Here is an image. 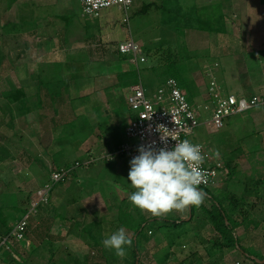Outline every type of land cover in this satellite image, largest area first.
Listing matches in <instances>:
<instances>
[{"label": "crops", "instance_id": "0c3cea01", "mask_svg": "<svg viewBox=\"0 0 264 264\" xmlns=\"http://www.w3.org/2000/svg\"><path fill=\"white\" fill-rule=\"evenodd\" d=\"M23 1L10 0L11 5L8 7L10 9L3 14L9 15L7 16V22L3 20V24L6 25L5 29H9V25H15L14 21L9 20L13 18L10 15L13 16L16 14L14 12L16 11V6L14 5L20 4V2L23 3L19 6L21 14H19V19L17 20L18 30L16 31V35H19V41H7L4 44L1 42L0 48H8V50L16 47L20 48L21 54H18L12 60L13 65L15 64L17 67L15 68L16 70L13 67L7 68L4 76L7 78L9 73L10 75L17 74L16 79L22 82L20 88L23 89L26 97L29 99H37L38 108H28L29 112L27 114L19 117L16 116L14 120L8 115L5 118L8 119L7 117H9V121H6V119L1 121L3 117L1 110L3 108H0V128L9 127L12 129H20L23 134L24 143L30 142L35 144L34 140H36V144L39 147L40 144L43 145L42 148L44 151L40 153V156L44 159L41 158V165L51 173L58 168H70L77 162L84 163L89 161L90 158L92 159L97 156L98 158L94 160L99 165L91 167V164L87 167L77 168L73 172L70 180L55 187L53 190L55 195L52 208L50 207L51 209L49 210L48 207L45 208V206H42L37 216H35L36 218L33 217L32 220L34 229L37 230L39 227L41 229L38 237L31 228L29 231V233H33V240L37 243L35 248L32 247L31 239H26V243L23 242L21 245H17L13 255L19 262L27 264L25 261L26 254L27 256L33 255V253L39 250L37 249V245L40 246V242H44L46 246L49 242L54 243L58 247H60V243L64 245L60 247V256L62 257L58 258V262L56 263L71 264L70 262L77 259L76 257H74L75 260L71 259L73 256H79L82 252L85 253V256L88 255L87 257L92 254L89 252L90 249L92 252L89 240H94L95 238L94 244L98 247L100 252L97 251V253L100 254L101 258L104 256L112 257V255H115V252L103 247L101 243L103 236L102 238H96L91 228L82 222L81 217L83 214L87 218H91L88 222L90 225L99 222L107 224L103 232L105 237L111 235L114 229H111L112 224L110 223L117 222L122 210L129 213L135 219L143 216L149 222L155 221L156 218L159 220L165 219L163 216L149 218L128 200V196L134 189L131 188L130 182L127 181L130 167V160L127 157L119 156L112 161L101 159L104 152H111L129 141L126 138L125 129L136 118L137 113L129 107L128 97L132 94L135 86L140 83L143 85V83L141 82L140 75L133 79L131 75L127 77L123 74L128 71L131 74L134 71L138 73L140 69L139 63L145 64L147 60L145 62H136L133 56L121 54L119 52V46L125 42L119 43V46L114 50H109V58L104 63H95L89 59L87 63L82 60L78 61L76 58L77 55L74 57L73 53L68 57L69 59H57L53 56L55 54L53 52L56 50V47L61 46V43L62 45H66L65 49H70L71 51L76 47L77 42L74 33L77 30H72L69 33L66 24L60 25V22L63 23L70 16V9L59 8V6L64 5L60 3L62 0L54 2L56 3V7L54 6L55 4H52V7L46 4H40L44 0H40L42 1L40 3L38 1L36 3L35 0ZM189 1L186 3L185 0H155L154 3H157L156 8L158 11L162 9V13V11L165 12L167 3L172 2L174 5L170 7H174L177 11L169 10L167 7L170 23L173 25L184 23L186 25L185 30L187 33L185 43L188 49L187 55L182 56L183 58L179 60V63H177V60H174L175 62L173 61V63H177L185 73L182 76L189 81L191 92H187L184 88L182 89L199 113L200 125L204 124L208 134L212 135V139H210L211 143L208 144L197 138L192 141L204 145L213 159V166H217L222 172L220 183L213 189L222 192L223 190H220V186L226 184L229 188L231 186L233 189L235 187L239 189L238 191L241 190L240 194L236 191L232 192L231 196L223 191L224 206L227 208L231 207L230 209H232V198L235 196L236 207L248 210L246 216L240 213L246 218V221L238 227L236 236L240 241H246L249 238L255 241V237H257L255 233L264 222V218L263 220H259L257 216H253L254 210L258 208L264 209V199L259 200L256 196L255 183L258 180L264 179V176H252L241 173V171L237 172L236 169L232 173L228 168L230 166L227 167L225 164L226 156L224 157V155H229L228 159L230 160H237L239 158H242V160L248 158L250 160L252 156L253 158L251 160H258L254 156L257 154L254 151L260 149L259 147L261 145L259 147L257 146L261 142V138L258 137V134H255V129L264 128V107L229 118L224 130L216 132L208 125L215 111V103L210 98L208 92L209 82H207L208 78L206 77V68L208 65L206 64L208 63V56H211L214 64L209 67L216 66V78L223 87L225 95H234L237 98L244 99L264 95V4L262 0H243L241 4L242 8L246 1H248L249 5L248 9L247 7L246 9L243 8V16L241 8L239 10L238 1L236 0ZM215 4L220 7L217 13L212 12V7ZM145 8L148 9V6H145ZM149 8L151 7L149 6ZM109 10H106V12ZM158 11L156 13L159 15ZM106 12H103L102 16L98 19L86 20L83 17L81 7L82 17L90 27L93 21H99L101 18L106 17ZM199 13L200 15L198 16ZM220 16L223 17V21L218 23ZM4 17L6 18V16ZM32 20L35 21L31 22ZM201 20L216 25V30L210 31L204 25L201 31V28H199V23L202 22ZM86 28L88 29L89 27L86 26ZM92 29L96 30L95 27H92ZM26 34H30L34 38L32 43L24 39L23 36ZM94 38L92 36L89 39L83 40V42L87 44L91 40H95ZM56 43L58 44L56 45ZM140 47L142 48V46ZM160 47H167L172 50L174 55L176 53L174 51L178 50L175 43L166 44L160 42L158 48ZM30 48L36 49V57L34 59L29 57L28 49ZM199 49L206 50L203 59H201L202 55H195L193 52ZM153 63L150 67L151 70H158L162 74L160 62L154 60ZM186 63L194 65L191 67L190 65H185ZM75 68H81L82 70L80 72L78 69L79 73H74ZM99 74L103 75L102 89H96L95 87V77L100 78L98 77ZM109 74L116 77L112 84L107 81L110 79ZM168 79L170 77L164 80L167 81ZM166 81H162L157 96ZM157 96L147 97L155 102ZM3 144L4 141L0 137V160L8 155L1 150ZM80 152L82 154L81 156H83L82 160H70L72 156ZM234 168H237L236 165ZM50 175L42 185H38L35 183V180H31L30 185L32 183V189L20 188V191L25 192L28 190L27 192L34 196L49 182ZM35 185L37 187L33 190ZM252 199L257 201L252 202ZM9 201L11 200L7 199L0 203L3 214L5 212L4 210L10 206L7 205ZM258 202L262 204L260 206L258 204L255 205ZM11 204L13 211L22 215L24 214L23 212L26 207L23 201L20 203L19 201H11ZM114 209H116L117 215L114 220H111L107 214L110 212L111 215H114ZM252 209L254 210L252 211ZM96 210H98V213L99 210H102V215L95 214L97 212ZM197 213L192 217L193 219H195ZM177 214L181 215L182 213ZM96 216L98 218L100 216L101 220L96 219ZM185 218L187 217H182L183 220ZM192 218L191 220L193 221ZM238 220H240V217ZM11 223L7 218L9 228L15 222ZM77 223L80 225V228L73 232V229L77 227ZM54 227H57V233L52 234ZM183 227V225H179L176 228L182 229ZM208 227L210 229V235L215 238V243L213 244V248L211 244L205 245L203 247L204 252L209 251L210 248L214 250L218 249V261L220 263L226 259H232L235 260V264H258L251 259V253L245 248L248 252L247 255L237 249H226L223 247V241L213 231L210 223ZM124 229L132 232L133 236L131 239L137 241L135 244L138 248L139 264H145L144 257L149 255L154 256L155 253L157 254L160 245L164 242L163 235L156 233L157 231L155 232L153 229L147 230V234L143 237V234L139 237H134V231L130 226ZM85 231L86 233L84 235L83 232ZM144 233H146V229ZM188 238H191V236ZM261 248L262 257L260 259L264 258V242ZM103 250L107 254H104ZM66 251L70 254L68 258L63 254ZM131 251V247L129 249L127 248L125 256L131 255ZM7 255V253L4 254L6 258L5 264H8ZM201 255V253H198L191 257L189 256V259L186 260L187 262L184 261L183 264H196L197 262H200L199 264H209V258L214 256V254H211L207 256L208 259L206 257V261H202ZM193 259H195V263ZM97 262L103 263L105 259L103 258ZM50 263L56 264L54 260ZM179 263L182 264L181 262ZM0 264H4L1 258Z\"/></svg>", "mask_w": 264, "mask_h": 264}, {"label": "rangeland", "instance_id": "374dc122", "mask_svg": "<svg viewBox=\"0 0 264 264\" xmlns=\"http://www.w3.org/2000/svg\"><path fill=\"white\" fill-rule=\"evenodd\" d=\"M23 1V0H22ZM36 3L37 1L40 3L42 1L40 0H35ZM59 1V0H58ZM155 0H136L134 5L128 9V10H119L118 8H112L109 11H105V16L104 18H101L99 21H93L91 23V27L88 26V23L83 19L82 14H81V5L79 0H62L60 1L62 5L61 7L59 6L60 9H70L71 14L69 17L66 18V20H64L63 23L60 22V25H65L67 26L69 33L74 30L77 32L74 33V37L76 39V47L71 51L70 49H65L66 45H59L58 48L56 47V50L53 52L55 54H53V56L57 59H66L68 58L71 53H73L74 57L75 55H77V59L82 60V61H86L87 60H91L92 62H99V63H104L107 62L106 60L109 58V50H114L116 47L119 46V43L121 42H126L128 40H133L134 42H136V44L142 46V49L144 51V55L145 58L147 60V62L145 64L143 63H139V72L135 73L132 72L131 77L133 79H135L138 75H140L141 78V82L143 83L144 87L147 90V96L148 97H155L157 96L159 87L162 83V81H166L164 80V78L162 77V74L160 73V71L156 70H151V66L152 64H154V60H156L157 58H154L151 55H148L149 52L147 50H152L154 51L155 49L157 50L159 43H166V44H170V43H175L176 47L178 48L177 51L175 53V56H177V58H175L177 60V63H179V60L182 59L185 55H187V45L185 43V36H186V28L184 25V23H179L180 25L176 24L173 25L170 23V19L168 16V12L169 10H175L174 7H170L173 6L174 4L172 2L167 3L166 6V10L165 12L161 10L158 11V9L156 8L157 3H154ZM186 3L190 2L189 0H185ZM221 1V0H220ZM238 1V7L239 10L241 8V13L244 16V9H248L249 5H248V1L245 2L244 4V9L241 7V4L243 2V0H236ZM24 2V1H23ZM57 0H44L43 3L40 4H46L49 7H52V4H55L54 6L56 7V3ZM65 2V3H64ZM210 3V1H208ZM263 4H264V0H262ZM155 5H154V4ZM203 3V2H201ZM23 4L20 2V4H16L14 6L15 10L14 11L16 14H14L13 16L10 15L13 18H10L9 20L14 21L15 25H9V29H0V45L1 42L4 44L7 41H19V35H16V31L17 29V20L19 19V14H21V10L19 8V6ZM145 6H148V9L145 8ZM149 6L151 8H149ZM167 7L169 8V10L167 9ZM65 10V11H66ZM220 7L219 5H214L212 7V12H219ZM44 11V10H42ZM156 11L159 12V15L156 13ZM204 11V10H203ZM49 15H51L49 13ZM48 15V16H49ZM200 15V13L198 14V16ZM6 16V18L4 17V22H7V16L9 15H4ZM243 18V17H242ZM14 19V20H13ZM39 20H41V18H39ZM43 20V19H42ZM55 20H57L55 18ZM238 20V19H237ZM10 21V22H11ZM10 24V23H9ZM59 24V23H57ZM244 24V23H243ZM89 27L88 29L85 27ZM58 27V25H57ZM92 27H95L96 30L92 29ZM202 27H204L202 25ZM202 31V28H201ZM13 34V35H12ZM201 35H204L203 33H200ZM68 35V34H67ZM94 36L95 40H91L90 42H88L87 44L83 42V40L89 39L90 37ZM25 40L27 41H33V37L30 36V34H26L25 36H23ZM21 40V39H20ZM58 43H56L57 45ZM10 45V44H9ZM55 45V46H56ZM116 45V46H115ZM166 46V45H165ZM162 51H163V55H164V60L168 59L169 57H171L170 53L167 51V47H162ZM29 51V57H31V59H34L36 57L35 53H36V49L35 48H30L28 49ZM205 49H199L196 51H193L195 53V55H202L201 59H203L204 55H205ZM13 52V53H12ZM69 52V53H68ZM172 52V50H171ZM178 52V53H177ZM18 54H21V50L19 47L13 48L12 50H8V48H0V62H2V64H0V99H2L3 101H7L5 100L6 98V94H8V92H10L11 90H14L18 87H21V81H18L17 78V74H12L10 75V73L8 74V77L5 78L4 74L7 71V68H11L13 67V69L17 68L16 65H13L12 60H14ZM116 54V53H113ZM154 54V53H152ZM174 54V53H172ZM183 56V57H182ZM207 57V56H205ZM2 58V59H1ZM152 58V59H151ZM154 58V59H153ZM69 59V58H68ZM113 59V58H110ZM163 61V59H162ZM208 63L206 65L210 66L213 65V58L211 56H208L207 59ZM16 63V60H15ZM85 64V63H84ZM191 63H186L185 65H190ZM194 64L190 65L191 67H193ZM61 66V65H60ZM81 67V66H80ZM117 67V66H115ZM81 72V68H78ZM77 68H75L74 73H79V70ZM16 70V69H15ZM14 70V71H15ZM63 71V70H62ZM182 71V70H181ZM18 72V71H17ZM137 72V71H136ZM182 73H184L182 71ZM19 74V73H18ZM138 74V75H137ZM185 74V73H184ZM188 74V73H187ZM190 74V73H189ZM192 74V73H191ZM110 77L109 80H107L108 82H110L111 84L115 81L114 76H111L110 74L108 75ZM98 77L100 78H96L95 77V87L96 89H102V85H103V75L99 74ZM98 79V80H97ZM107 79V78H106ZM21 80V79H20ZM206 82V81H205ZM207 82L208 79H207ZM189 99V98H188ZM190 100V99H189ZM191 102V101H190ZM1 103V101H0ZM7 113V112H6ZM6 117V116H5ZM8 119H6V121H9V117H7ZM232 118V117H231ZM229 119H227L228 121ZM226 121V123H227ZM224 130V129H222ZM255 134H258V137L261 138V142L258 144L257 147H259V145H261L258 151H254V153L256 155H254L258 160H251L253 158V156L251 157V159L249 160L247 159H243L239 158V159H235L232 161V164L230 163L229 166L230 168H233L236 165V170L237 172L241 173H246V174H250L252 176H264V128L263 129H255ZM22 131L20 129H12L9 127H2L0 128V137L3 139L4 144L2 145V151L4 153H7V157H4V159L0 160V203L1 201H6L7 199H10L13 202H17L19 201L24 203L25 207L28 209L30 202H31V198L33 197V195H31V193L27 192L28 190L26 189H32V183L30 185V181H34L35 183L38 185H42V183L44 181H46L49 178V175L51 172H49L46 168H44V166L41 165V158L44 159L43 157L40 156V153L43 152V148L40 144L39 145L36 144V140L35 144L32 143H24V139L22 136ZM194 136V137H193ZM191 136V140L195 139H199V140H203L204 143L208 144L211 143L212 139V135L208 134L207 129L205 128L204 124H201L197 130L195 131V134ZM134 141V140H133ZM194 141V140H193ZM228 146V145H227ZM224 146V147H227ZM4 155V154H2ZM1 155V156H2ZM81 152L78 153L77 155L72 156V158L70 159L71 161H74L75 159L77 160H82L83 156H81ZM226 156V163H228V157L229 155H224V157ZM98 158H92L93 160ZM90 158V160H92ZM39 163V165H38ZM99 164L97 162L93 163L91 167L94 166H98ZM46 167V166H45ZM52 167V166H51ZM50 170V169H49ZM29 180V182H27ZM60 186V185H59ZM29 187V188H28ZM37 186L35 185L33 190L36 188ZM226 184H223L220 186V190H223L225 193H227L228 195L231 196L232 192H236L239 189L235 188L233 189V187L230 186L227 187L228 190H226L227 188ZM20 188H26L25 192H21ZM210 193H212L213 195H215L216 197H218L219 200H224V193L223 191H217L216 189H208ZM241 191V190H240ZM240 191H238L237 193H241ZM236 193V195H237ZM31 195V196H30ZM207 195V194H206ZM208 196V195H207ZM16 200V201H15ZM11 201H9L7 203L8 208L6 210H4V215L8 218L9 222H16L22 214L17 213L15 211H13L11 209ZM29 201V203H28ZM252 202H255L257 200L252 199ZM204 206H206L207 208H210L212 205V202L209 200L208 197L205 198L204 202L202 203ZM258 204L260 206V202L255 203V205ZM254 205V206H255ZM42 206H47V205H40L38 208V212L41 210ZM1 207V206H0ZM25 208V210H26ZM255 209V208H254ZM252 209V211L254 210ZM261 209H256L253 212V216H257V218H259V220H263L264 218V212ZM24 210V211H25ZM229 212L231 214H235L233 215L234 217H240L241 218V214L246 216V214L248 213L247 209H243V208H237V212L234 213L233 209L228 208ZM97 212L95 214L98 213V210H96ZM107 211V210H106ZM102 210H99L98 215H102ZM108 212V211H107ZM250 212V210H249ZM24 213V212H23ZM110 213V212H109ZM109 213L107 214V216L109 218H111V220H114L116 218L117 212L116 209H114L113 213L114 215H109ZM177 213L180 212H171L163 217H165V220H168L170 222L172 221H176L178 219H182V217H187L185 218V220L187 221V223L182 224L184 227L182 229H177L176 227H163V221H151L149 222L146 226V233H144L142 235V237L147 234V230L149 229H153L156 233H159L161 235H163L164 238V242L160 245V249L159 252L156 254H154V256H146L144 257V263L145 264H180L179 262H181L183 264L184 261H186L187 259H189V256H193L194 254H202V261H206V257L210 256L211 254H214V256L209 258V264H235V260H229L226 259L224 260L222 263H220L218 261V255H219V251L212 249L214 246L213 244L215 243V238L213 236L210 235V229H209V223H208V219L206 218L205 213H203L202 211L199 210V212L197 213L195 219H193L192 222L188 221L190 218V208L183 212L181 215H178ZM241 213V214H240ZM90 214V213H87ZM105 214V212H104ZM143 214L147 215L149 218H152L154 216H152L150 213L148 212H143ZM97 215V216H98ZM96 216V219L101 220L100 216L99 218ZM254 217V218H255ZM36 218V217H35ZM178 218V219H177ZM82 222H84L85 224H87V226H89L92 230V232L94 233V236L96 238H102L103 232H104V228L107 227V224L104 223H95L93 225H90L88 222L89 220H91V218H87L86 215H82L81 217ZM32 221V220H31ZM11 223V224H12ZM86 226V227H87ZM9 227V226H8ZM57 227H54L52 229V234L57 233ZM41 231V229L39 230V232ZM126 235L129 238H132L133 234L132 232H129L125 229ZM257 235V237H255V241L252 239H248L246 241H240V244L243 248H245L246 250H248V252L251 253V256L255 257L256 259H260L261 256V246L263 245L264 242V222L261 224L259 230L256 231L255 233ZM191 238H188L190 237ZM187 237V238H186ZM25 241V239H24ZM22 241V242H24ZM45 241V240H44ZM20 242L19 244L21 245ZM187 242V243H186ZM17 244V245H19ZM39 244V243H38ZM40 244L42 245H37V250L35 253H33V255H29L27 256L26 254V262L27 264H51L50 262L52 260L56 262L58 258L62 257L60 256V252H61V248L64 245H61L59 243V246L57 244L54 243H47V246L45 245L44 242H40ZM85 244V243H84ZM212 245V248H210L209 251L204 252V246L205 245ZM17 245H15V247L17 248ZM14 246V245H12ZM11 246V247H12ZM39 246V247H38ZM159 247V246H157ZM173 247V248H172ZM181 247V248H180ZM172 249V251H171ZM26 252V250H25ZM90 253H92L89 257V261L88 264H92V261H99L101 259V256L99 253H97L96 250L91 249L89 251ZM5 251H0V258L2 260V263H6L5 261ZM59 254V255H58ZM64 256H66L68 258V251H66V253H63ZM207 254V255H206ZM58 255V256H57ZM88 255L85 256V253L82 252L81 254H79V256H73L71 257V259H74V257L77 258L78 261L81 262V264H87L86 262V258ZM52 258V259H51ZM92 258V260H91ZM64 259H66L64 257ZM99 259V260H98ZM208 259V257H207ZM75 260V259H74ZM102 260V259H101ZM262 261H264V258L260 259ZM93 261V262H95ZM187 262V261H186ZM71 264H78L75 261L70 262ZM200 262H197L196 264H199ZM54 264V263H52ZM57 264V263H56ZM58 264H62V262H59ZM66 264V263H65Z\"/></svg>", "mask_w": 264, "mask_h": 264}, {"label": "built area", "instance_id": "2783aa9c", "mask_svg": "<svg viewBox=\"0 0 264 264\" xmlns=\"http://www.w3.org/2000/svg\"><path fill=\"white\" fill-rule=\"evenodd\" d=\"M135 1L79 0L83 17L86 20L98 19L103 12L112 8L128 10L134 5ZM119 52L123 55L133 56L136 62L146 61L142 48L132 40L122 43L119 46ZM206 69V77L209 81L208 92L215 103V111L208 125L216 132L224 129L227 119L264 107V95L255 96L251 99L225 95L223 87L216 78V66H207ZM128 105L131 110L137 113L136 118L125 129V135L129 141L111 152H104L101 159L112 161L119 156H125L131 160L139 154L138 149L141 146H150L158 150L162 147L170 149L175 145V140L188 139L193 142L191 136L195 134L200 126L199 113L180 87L179 82L174 78L166 81L155 102L147 97L146 90L140 83L133 88L132 94L128 97ZM162 136L165 137L164 140H161ZM133 140L135 144L132 143ZM199 145L202 153L205 154V162L202 166L204 177L199 188H216L221 181L222 172L217 166H213V159L204 145ZM95 161L77 162L70 168L53 170L49 182L31 198L27 212L11 226V231L7 235H0V251L12 252L15 245L24 241L31 217L37 213L41 203L48 202L55 186L70 180L77 168L90 166Z\"/></svg>", "mask_w": 264, "mask_h": 264}, {"label": "clouds", "instance_id": "9594fccd", "mask_svg": "<svg viewBox=\"0 0 264 264\" xmlns=\"http://www.w3.org/2000/svg\"><path fill=\"white\" fill-rule=\"evenodd\" d=\"M164 139L162 136L161 140ZM175 141L170 149L141 146L139 154L129 161L127 181L134 191L128 200L141 212L154 217L174 211L183 213L190 207H199L206 198L199 188L205 162L201 146L188 139ZM101 243L116 256L124 257L133 241L121 227Z\"/></svg>", "mask_w": 264, "mask_h": 264}, {"label": "trees", "instance_id": "16d2710c", "mask_svg": "<svg viewBox=\"0 0 264 264\" xmlns=\"http://www.w3.org/2000/svg\"><path fill=\"white\" fill-rule=\"evenodd\" d=\"M9 5H11L10 0H0V27H2L4 29H5L6 25L3 24L4 23L3 22V20H4L3 14L7 10L10 9V8H8ZM34 21L35 20H32L31 22H34ZM201 21L204 22L203 20H201ZM221 21H223V17L220 16L218 19V23H221ZM202 22L199 23V28L203 29L202 25L203 26L206 25L208 30H210V31L216 30V27H217L216 25H214L212 23H208L206 21L204 23H202ZM162 50H163L162 47H160V48H157V50L155 49L154 51H152V50H147V51L149 52L148 55H151L154 58H157L156 60H158L160 62V68L162 69L161 72H162V76L164 77V79L169 78V77L174 78L179 82L181 88H184L187 92H191L189 81L186 80L182 76L183 73H182L180 67L177 65V63H173V61L176 60L175 58H177V56L172 54L170 49H167V51L170 53L171 57L164 60V55H163ZM152 53H154V54H152ZM162 59H163V61H162ZM134 72H136V71H134ZM124 73L125 74H123V75L127 76V77H129L131 75V72H129V71L124 72ZM5 98H6L5 100H7V101L2 102V99H0V101H1L0 108H3L1 110V113H2L1 115H3L1 121H4V119H6L5 116L9 115L14 120L16 118V116L19 117V116L27 114L29 112L28 108H38L37 99H34V98L29 99L28 97H26L23 89L20 87L8 92V94H6ZM228 161L229 162L226 163L227 167L229 166L230 163L232 164L233 160L228 159ZM228 168L230 169V171L232 173L235 172L236 168H234V167L233 168L228 167ZM58 185H60V184H58ZM201 190L208 195V196L206 195V197L209 198V200L212 202V205L210 208H207L203 204H201L199 207H191L192 217H194L195 214L199 210L202 211L203 213H205L206 218L208 219L209 223L211 224V226L213 228V231L215 233H217L219 235L220 239L223 241L222 242V245H224L223 247H225L226 249H237L240 252H242L243 254L247 255L248 252L241 246L240 240L236 236V231H237L238 227H240L241 224L246 221V218H244L241 215L242 218H240V220H238L239 216H238V218L234 217L233 214H231L229 212L228 208L224 206V200H222V201L219 200L218 197H216L215 195L210 193L208 189H201ZM255 193H256V196L259 200L264 199V179L256 181ZM54 195H55L54 191H52L48 202L47 203H41L40 205H47V206H45V208L48 207L50 210L52 208V205L54 204V202H53L54 201ZM232 199H233L232 209H233V212L236 213L237 207H236V203H235V201H236L235 196ZM229 208H231V207H229ZM26 212H27V209L24 211V213H26ZM37 214H38V211L35 215H33L31 217V220H33V217L37 216ZM31 220H30L28 232L26 234V238H25L24 242L26 243V241H27L26 239H31L32 245H33L32 247L35 248V245L37 243H35L33 240V236H32L33 233H29V231L31 228L32 231H34L36 233V236L38 237L40 235V232H39L40 227L37 228V230L34 229V227L32 226ZM156 220H158V219L156 218L155 221ZM159 221L164 222L163 227H170V226L171 227H178L179 225L187 223V221L183 220V219H178L177 222L176 221L170 222V221L165 220V219H160ZM148 222H149V220L144 219L143 216H140L137 219H135L129 213L124 212L122 210L120 212V216H119L117 222H115V223L112 222L110 224H112L111 229H114L115 232L118 229H120L121 227L127 228L130 226L131 229H133V231H134V237H139L141 234H144ZM130 223H132L133 226L130 225ZM76 226L77 227H75L73 229V232L76 229L78 230L80 228V225L78 223L76 224ZM10 231H11V229L7 225V218L3 214L2 208H0V235L1 236L7 235ZM113 231H112V233H114ZM73 232H71V233H73ZM85 233H86V231L83 232L84 235H85ZM105 238H107V237L104 236L102 238V240ZM95 240H96L95 238H94V240H89L90 247L92 249L95 248L96 251H99L96 244H94ZM132 241H133V244L131 246V248H132L131 255L129 254L128 256H124V257H118L116 255H112V257L104 256L101 259L104 258L105 262L100 263V262L95 261V262H92V264H137L138 256H139L138 248L136 247V244H135L137 241H135L134 239H132ZM129 248L130 247H128V249ZM15 251H16L15 246L12 248V252L5 251L8 254L7 255L8 264H23V263L19 262L18 260H16V258L14 257L13 254L15 253ZM103 253L107 254L105 250H103ZM248 258H249V256H248ZM101 259H100V261H101ZM75 261H76V263L81 264V262L78 261L77 259ZM86 261L88 264V258L86 259ZM193 262L195 263V259H193Z\"/></svg>", "mask_w": 264, "mask_h": 264}, {"label": "water", "instance_id": "95a60500", "mask_svg": "<svg viewBox=\"0 0 264 264\" xmlns=\"http://www.w3.org/2000/svg\"><path fill=\"white\" fill-rule=\"evenodd\" d=\"M191 218H192V216H191V207H190V218H189V220H191ZM188 220V221H189ZM251 257V259L252 260H254L256 263H258V264H264V261H262V260H258V259H256L255 257H252V256H250ZM137 264H138V262H137Z\"/></svg>", "mask_w": 264, "mask_h": 264}]
</instances>
